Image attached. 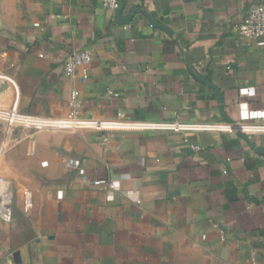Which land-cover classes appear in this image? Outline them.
Wrapping results in <instances>:
<instances>
[{
	"label": "crops",
	"instance_id": "1",
	"mask_svg": "<svg viewBox=\"0 0 264 264\" xmlns=\"http://www.w3.org/2000/svg\"><path fill=\"white\" fill-rule=\"evenodd\" d=\"M254 5L0 0V114L38 118L0 124V264H264V135L126 124L264 122V37L236 34Z\"/></svg>",
	"mask_w": 264,
	"mask_h": 264
},
{
	"label": "built area",
	"instance_id": "2",
	"mask_svg": "<svg viewBox=\"0 0 264 264\" xmlns=\"http://www.w3.org/2000/svg\"><path fill=\"white\" fill-rule=\"evenodd\" d=\"M103 7L107 10L116 11L119 7L118 0H103ZM236 34L243 40L248 41H256L264 37V6L263 5H254L246 10L244 13L240 24L236 29ZM90 62V55L86 51L80 52H72L67 57L64 63V72L67 76H72L75 74L78 68L82 69L83 78H86L87 69L86 66ZM113 96H117V94H112V92H108ZM77 99V92L71 91L69 103L71 106H74ZM2 116H6L9 118L5 121L8 125H15L22 123L11 122L12 118H20V119H38L25 115L18 114H0ZM119 119L122 118V115L119 114L117 116ZM244 120L241 122H222L216 124H208V123H183V122H169V123H138V122H127L126 124L130 128H142L144 130H170L176 132H186V131H213V132H236L237 130L243 132L246 135H264V122H253L246 123ZM77 124L75 119L71 116L66 120L60 121H49L46 124H42L50 127L57 128H68ZM93 126L97 124L93 123ZM81 171L79 172L80 181L83 184L90 183L96 190L104 191L111 187V182L106 177L91 178V174L89 171V164L87 162L82 164ZM9 183L7 180L0 176V220L5 223H10L12 220V212L9 206Z\"/></svg>",
	"mask_w": 264,
	"mask_h": 264
},
{
	"label": "water",
	"instance_id": "3",
	"mask_svg": "<svg viewBox=\"0 0 264 264\" xmlns=\"http://www.w3.org/2000/svg\"><path fill=\"white\" fill-rule=\"evenodd\" d=\"M122 4H123V0H121V1L119 2V9L122 8ZM118 15H120V11L118 12ZM118 20H119V19H118ZM225 119H226V121H227L228 123H233L230 119H228V118H226V117H225ZM236 132H237L240 136H242L245 140H248V139L245 137V135L242 134L241 131L237 130ZM249 144H250V143H249ZM255 151H256L257 153H260V154H263V155H264V149H263V148H255Z\"/></svg>",
	"mask_w": 264,
	"mask_h": 264
},
{
	"label": "rangeland",
	"instance_id": "4",
	"mask_svg": "<svg viewBox=\"0 0 264 264\" xmlns=\"http://www.w3.org/2000/svg\"><path fill=\"white\" fill-rule=\"evenodd\" d=\"M0 124L7 126L8 124L5 121H0ZM21 126V124H15L14 127Z\"/></svg>",
	"mask_w": 264,
	"mask_h": 264
}]
</instances>
